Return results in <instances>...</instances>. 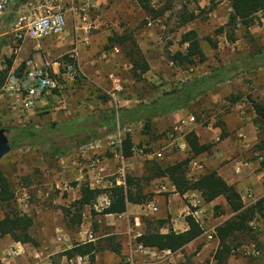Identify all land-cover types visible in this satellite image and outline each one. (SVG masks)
I'll list each match as a JSON object with an SVG mask.
<instances>
[{"label":"rangeland","instance_id":"1","mask_svg":"<svg viewBox=\"0 0 264 264\" xmlns=\"http://www.w3.org/2000/svg\"><path fill=\"white\" fill-rule=\"evenodd\" d=\"M218 2V0H213V2L211 0H93L89 7L88 19L95 26L90 27L86 33H82L79 41L75 43L78 46L79 63L83 66L78 82L67 85V89L63 93L44 94L29 110L13 106L11 100L0 98V128L9 129L19 126L33 131L28 139L21 141L19 146L11 148L0 159V172L14 192L12 205L19 212L27 213L33 218L30 233L36 244L31 248L32 251H39L48 238L56 236L58 233H61L68 241V244L63 246L66 248L67 245H70V240L73 243L79 241L71 233L83 231V240L88 238V234L99 236L112 232L111 216L101 213L108 201L107 189L113 183L119 185L120 181H117L119 180L117 178L124 180L126 174L136 177L146 175L147 164L150 160L165 165L190 157L187 166L188 177L194 178L202 172H198L196 169V158L192 157L186 140V135L194 131L195 125H191L185 130L184 138L187 146L182 148L179 145V140L169 136L172 125H168L161 131L156 125V132L163 134L153 140L141 133V124H131L129 131H124L121 135V141L128 135L133 142V155L125 162H122L119 156L122 149L119 148L117 141L104 143L96 153L82 154L76 152L74 148L84 140H91V137L92 139L97 137L103 139L115 130L116 127L106 132L100 130L101 113L109 110L116 112L119 107H132L141 101H151L164 91L177 87L188 78L206 73L219 63L244 57L250 52L264 47V13H255L253 24L248 29L240 24L235 26V39L226 40L224 37L228 36L230 27L224 33V30L228 28L221 23L222 21L226 22L227 16L232 10ZM220 28L222 30H219ZM191 29L196 30L205 59L200 60L198 57H194L191 63H181L173 57L177 51H185L187 44L181 43V36ZM123 35L128 37V42L132 41L136 44L137 50L141 52L149 66L148 70L139 76H134L132 64L126 54L132 43L129 42V45L126 43L112 44L110 39ZM12 37L6 36L5 42L2 43L6 44L8 49L0 48V64L6 62V54L17 56L14 48L10 47ZM214 42L216 45H212ZM75 45L72 43L71 47ZM113 47H117V53L112 54ZM105 51L109 53L107 57H103ZM26 56H31V54ZM55 57L60 62L70 60L68 52L56 54ZM110 73L119 76L123 84V89L116 94V100L110 94L112 92ZM248 73L237 75L233 86L240 93L244 83L251 82L253 87L258 88V92L254 93L260 98L264 82L255 73L247 78ZM218 89L216 87L214 91H218ZM222 93L226 95L228 92L222 91ZM244 95L251 100L254 99L252 94L247 91L244 92ZM214 99V94L201 97L187 107V113L196 115L200 126H206L211 117L216 118L213 123H219L221 121V118H218L220 114H227L226 111L233 112V110L224 109L223 106L218 108V102L213 108L207 107L208 102L216 101ZM260 99L264 100V97ZM248 132L251 136H257L251 144V148L247 150L250 156L246 157L243 150L230 155L225 161L252 160L257 157L255 154L257 140L264 135V131L260 128L257 133V129L252 125ZM9 137L11 138L10 134ZM236 140L238 146H242L244 143L237 137ZM58 149H64V152L58 153ZM156 152H160L161 156H157ZM208 152L210 154L212 150L210 149ZM92 158H97L98 164L95 173L92 172L91 175L88 172L90 170L88 163ZM123 164H125V172L121 174L119 168ZM62 168L66 171H61ZM100 172L102 176H97ZM76 178L78 179L76 180ZM164 179V177L155 178L144 189L150 200L144 203L147 205L143 206L146 211L143 218L153 224H155V219H165L170 222L171 218V214L167 211L168 205H158L157 200L152 197L158 190L160 193L167 192V190L160 189V185L165 184ZM54 180L66 183L64 185H74L77 181L89 186L92 183L93 188L103 191L92 205L84 207L83 221L80 226L75 228L68 226V220L59 208L62 204L52 201V199L67 194L64 186L56 188ZM46 183H53V187L49 189ZM262 183L264 185V180ZM44 192H47V195L44 196ZM181 197L175 196L173 208L176 214L185 217L188 215L186 214L188 208L190 210L192 207L188 201L189 197L183 195ZM262 198L264 199V194ZM153 204L159 207L157 212L151 210ZM215 205H219V210L224 212L217 215ZM225 207L223 197L208 204L207 216L202 222L204 230L210 232V227H216L226 217L229 212ZM42 210H49L47 213L50 218H48L47 224L39 222L36 218ZM6 211L5 205L0 203V219ZM161 211L164 218H159ZM167 213L168 217L165 216ZM250 225L252 232L244 235L239 234L231 240L230 252L223 253L220 261L215 258V255H218V242L214 241L213 237L209 238L207 234H203L201 242L192 248H183L169 254L161 251L155 255L144 253L134 256L133 263L260 264L256 257L261 256L264 247V210L263 215H257ZM0 238L3 236L0 235ZM116 242L121 245L120 253H101V260L113 264H130L128 236L118 234ZM61 250H56L50 256L49 261L54 262L53 257H59ZM29 264L37 263L30 262Z\"/></svg>","mask_w":264,"mask_h":264},{"label":"trees","instance_id":"2","mask_svg":"<svg viewBox=\"0 0 264 264\" xmlns=\"http://www.w3.org/2000/svg\"><path fill=\"white\" fill-rule=\"evenodd\" d=\"M213 2V0H211ZM232 11L228 16L226 25L230 27L228 40H234V29L237 23L248 29L253 24V15L257 12L264 13V0H227ZM186 21V19H185ZM219 30H222L220 28ZM112 44L123 43L132 44L126 54L132 64L134 76H139L149 68L136 44L127 41L128 37L123 35L110 38ZM181 43L187 44L185 51H177L173 58L181 63H191L194 57L204 60V54L200 46L199 38L195 30H188L181 36ZM212 45H215L212 43ZM114 46V45H112ZM13 55L6 57V67L0 69V88L7 75L8 68L12 62ZM260 67H264V47L250 52L244 57H238L233 60L219 63L212 67L206 73L188 78L177 87L164 91L161 95L151 101H141L132 107H119L117 113L109 110L100 114V130L111 131L115 126L128 127L131 124H141V133L153 140L158 139L163 133H157L155 120L165 116L175 110L187 108L190 103L197 98L213 90L218 84L229 81L237 75L249 72ZM252 107L257 115L259 124L264 127V101H252ZM10 131V132H9ZM8 137L11 135V148L19 146L20 142L30 137L33 132L23 127H12L8 129ZM102 133V132H101ZM101 136V135H100ZM91 140H84L76 147L84 144H90L99 137ZM186 140L192 157L211 149L210 143H200L198 136L194 131L186 135ZM122 154L129 157L133 154V142L130 136L122 140ZM258 149H264V137L258 142ZM58 153H63L64 149H58ZM190 157L178 160L165 165L150 160L147 164V173L141 177L126 174L122 184H115L107 189L108 204L105 205L101 213L119 214L126 210L127 203L144 204L150 197L144 192L151 180L158 177H166L174 186L179 195H184L190 190H196L200 193L205 202H211L218 197H223L230 211L233 213L222 223L215 227V236L218 239V255L215 258L220 261L223 253H229L231 250L230 241L237 235H244L252 232L250 222L257 216L263 215L264 200L259 199L254 204L245 206L240 193L237 189L226 182L216 170L207 169L200 175L191 178L187 175V166ZM260 167H264V159L260 162ZM103 191L98 188L90 187L86 183L80 184V197L75 199L68 206L60 205L63 215L68 220V226L75 228L80 226L83 221L85 206H90ZM14 192L10 188L4 175L0 172V203L5 205L7 211L0 219V235L10 236L14 241L20 243L36 244L34 237L30 233V227L33 223L31 215L19 212L13 205L12 200ZM216 214H222L220 206L215 205ZM185 221L187 228L176 232L169 229L167 232H161L160 227L165 223L164 219H155V226L146 227L143 232L136 236L135 240L143 247L155 248L159 251L168 250L175 252L181 250L186 244L190 243L203 232V227L191 216L186 215ZM98 240H89L75 243L71 248L63 251V255L68 258L80 255L87 256L91 263H95V252L101 248L119 254L121 245L116 242V234L107 232ZM261 256L256 258L260 264H264V247ZM104 264V263H95ZM113 264V263H110Z\"/></svg>","mask_w":264,"mask_h":264},{"label":"crops","instance_id":"3","mask_svg":"<svg viewBox=\"0 0 264 264\" xmlns=\"http://www.w3.org/2000/svg\"><path fill=\"white\" fill-rule=\"evenodd\" d=\"M218 1H219L218 3L224 6H228V9L232 10V7L227 0H218ZM30 2H40L47 4L55 3L65 7L68 10L67 12L68 26L66 30L61 34L52 35L39 41L38 48H36L37 47L36 41L32 39H25L21 43L19 49L16 51L17 56L12 54L13 58L8 68V71L15 70L17 73H19V71H21L20 69L23 67V61L27 57L33 58L36 63H39L41 61V55L44 54V52L47 53L50 61L54 63L53 67H56L59 63H63L55 59L56 54L68 52V56H69V52L73 48L71 47V44L74 42L73 41L74 35L77 33V35L80 37V35L82 33H86V31L90 27L95 26L92 25L88 19L89 8L86 7L84 0H13L12 4L10 5L6 13L4 22L0 27L1 49L3 50L8 49V46L2 43L5 42L6 36L10 35L12 37L13 35V33L11 32V23L15 13L21 9H26V7ZM92 3L93 0H91V5ZM71 15L73 18L71 17ZM228 16L226 22L222 21L221 23L228 28L225 30L223 29L224 33L226 32V30H229V27L226 25L228 21ZM224 38L228 40V37L226 35ZM214 44L216 45L215 42ZM10 47L14 48L12 45ZM18 54L24 56L21 57ZM30 54L31 56H26ZM6 56L8 57L9 55L6 54ZM5 67H6V63L0 64V69H3ZM253 73L260 76L261 80L264 82V67H260L258 69L249 71V73L246 75L247 78H250ZM234 81L235 78L229 81L222 82L216 86L219 88L218 91H214V89L216 88L215 87L213 90L207 93L208 95L214 94L215 96L214 100H216L213 103L208 102L206 105L207 107L213 108L216 106V102H218L219 103L218 108H220V106H223L224 109L230 108L233 110V112L226 111L227 114H223V113H222L223 115L220 114L221 116L219 115L218 118H221L220 119L221 121H219V123L216 124L213 123V120L216 119L214 117L210 118V121L206 124V126H200L198 122L195 124L193 130L197 134L199 142L200 143L211 142L210 144L212 150V153L210 154L209 152H203L195 156L196 164H197L196 169L198 170V172L202 171L201 173H203L205 169L216 170L217 173L220 176H222L224 180H226V182L233 185L237 189V191L240 193L242 197L245 206H249V204L250 205L254 204L259 199H263L262 195L264 194V185L262 182L264 180L263 178L264 167H260V162L264 159V149L263 150L258 149V143H257V149L255 151L257 157L252 160L244 159L245 166L243 167L242 171L239 174H235L233 172V166H232L233 160L227 162L225 161V159L230 155L235 154L237 152H241L243 150L245 152L246 157L250 156V153L248 154L247 150L251 148V144H253L257 136L256 137L251 136L250 133L248 132V129H250V127L254 125L255 128L257 129V133L259 132L260 128L264 131V127L259 124L257 115L252 107L253 100L264 101L263 99H260L261 97H264V88L259 98L254 93V92H258L257 90L258 88L255 86L253 87V85L250 84L251 82L249 84L244 83L245 85L242 86V90L239 93V91L233 86ZM222 91L223 92L227 91L228 93L225 95L222 93ZM246 91L251 93L254 99L251 100L247 98V96L244 95V92ZM207 94L203 96H206ZM201 97L192 101L190 105L193 104L195 101H198ZM186 114H187V108L178 109L165 116L157 118L155 124L161 131L164 128H166L168 125L175 124L180 118L184 117ZM128 127H130V125ZM236 137L239 138L242 142H244L242 143V146H238ZM263 137L264 135L261 138H259L257 141L259 142ZM177 140H179V144L187 146L184 137L179 136L177 137ZM95 152H97V150ZM132 155L129 157H124L125 160L127 161L128 159H130ZM61 171L64 172L66 170L62 168ZM88 172L92 175V172L90 170ZM97 176H102V173L101 172L98 173ZM164 178H165L164 179L165 184L160 185V189L167 190V192L160 193V191L158 190L157 193L152 195V197L157 200L156 202L158 205L159 204L168 205L167 211L171 214L170 216L171 218H170V222L169 221L167 222L164 219L165 223L159 229L161 232H167L169 229H172L176 232L183 231L187 228L185 217L181 214L180 215L176 214L175 213L176 211H174L173 208L174 207L173 199L175 198V196L182 198L181 197L182 195H179L175 191L174 186L170 183V181L166 177ZM77 179L78 178H76V180ZM117 179H119L117 181H120V184L123 183V179L122 180L121 178H117ZM54 184L56 188L59 186L61 187L64 186L63 188L66 190L67 194L66 196L63 197L59 196L58 198L52 199L53 202H58L59 204L68 206L69 203L80 197V193H79L80 181H77L74 185H64L66 183L63 184L61 181L58 182V180H54ZM46 186H48V188L50 189L53 187V183H48V184L46 183ZM248 191L250 193L249 197L246 195ZM45 195H47V192H44V196ZM183 196L189 197L188 201L190 205L192 204L191 199H193L191 196H194L196 201H198V208L204 211L205 214H206V210H208V204L212 202V201L205 202L202 196L200 195V193L196 190H190L188 191V193L186 192V194H184ZM146 205L147 204H135L128 202L126 205V210L124 212L119 214H104L106 216H111L110 224H112L113 231L110 233H114L116 234V236H118V234H126L128 236L129 245H130V254L128 259L130 264H134L133 263L134 256H140L141 254L144 253L155 255L159 251L156 250L155 248L143 247L140 243H137L135 240L136 236L139 235L141 232H143L146 227L155 226V224H153L151 221H148L145 218H143L144 214H146V211L145 209H143V206ZM225 205H226L225 208L229 213L226 215L225 218H223L219 222V224L233 214L230 211L229 207L227 206L226 202ZM47 211L49 210H42L41 212L38 213L36 218L39 222L42 221L44 222V224H47V222L49 221L48 218H50V215H48ZM188 211H186V214H188ZM165 216L168 217V213ZM159 218H164V216L162 215V211ZM214 229L215 227H210L209 230L210 232L213 233L214 241L218 242V239L214 234L215 232ZM82 232L83 231L71 233L73 234L74 238L79 241L73 243L72 240H70L69 243L70 245H67L66 248L63 247L64 244H68L66 238H64L61 233H58L59 235L57 234L56 236L53 235L51 236V238H48L47 241L42 244V246L39 248L40 249L39 251L38 250L32 251L31 248H33L34 245L30 243L16 242L10 237L3 236V238H0V264H29L30 262L37 264H43V263L45 264H53V263L110 264L109 262L101 260V253L104 254L107 252L114 253L106 248H101L99 249V251L95 252V263H91L87 256H83L85 257L83 261L77 263L75 259L76 256L68 258L62 254L64 250L71 248L75 243L89 241V240L95 241L106 235L105 233L99 236H93L92 234H88V238H84L82 240V236H83ZM207 232L208 231L204 230L203 228L202 234L193 241H191L190 243L186 244L183 248L189 249L192 248V246L199 244L201 242V236L203 234H207ZM60 248H64V249L61 250ZM11 249H16L18 254L16 256L8 257V253ZM56 250H61L59 257L57 256L53 257L54 262L49 261L50 256H52V254L56 252ZM161 252H165V254L172 253L168 250H164ZM148 264H150V262Z\"/></svg>","mask_w":264,"mask_h":264},{"label":"built area","instance_id":"4","mask_svg":"<svg viewBox=\"0 0 264 264\" xmlns=\"http://www.w3.org/2000/svg\"><path fill=\"white\" fill-rule=\"evenodd\" d=\"M13 0H0V27L4 22L6 13L12 4ZM86 7L91 6V0H84ZM84 10V9H82ZM68 10L55 3H40L30 2L26 9H21L15 13L11 23L12 46L16 52L21 43L25 39H32L37 42L52 35H59L64 32L68 26L67 21ZM239 26V23L236 24ZM74 45L79 41L77 33L74 35ZM16 49V50H15ZM117 47L112 48V54L117 53ZM109 53L103 52V57H107ZM70 60L63 63H59L56 67H53V62L50 61L46 52L41 55V61L36 63L33 58H25L23 61V67L19 73L15 70H9L4 79V82L0 88V98L3 97L6 100H11L13 106H18L21 109L29 110L33 108L37 101L43 97L46 93H63L67 89V85L75 84L78 82L79 74L83 70V66L78 60V46L77 44L69 52ZM111 81L112 92L111 96L116 100V94L123 89V84L119 76L114 73L109 74ZM117 113V110H116ZM197 122L196 115L193 113H187L184 117L180 118L174 125L171 126L169 136L177 139V137H184L185 130L189 126L195 125ZM115 130L106 135L103 139H96L90 144L80 145L75 147L74 150L78 153H94L98 151L104 143L118 142L119 148L122 149L121 135L124 131H129V127H120L117 123ZM180 147L186 146L179 144ZM96 153V152H95ZM157 156H161L160 152L155 153ZM121 161H125V156L122 154V150L119 153ZM98 159L92 158L88 163L90 171L95 173L97 169ZM233 172L239 174L245 166V161L242 159H234ZM119 173L124 174L125 164L119 168ZM100 170V168H99ZM90 186L94 185L90 183ZM249 191L246 194L248 197ZM193 199L191 207L188 211V215H191L201 226L206 214L204 211L198 208V201ZM108 204V201L105 205ZM104 205V206H105ZM158 206L151 205L153 212L158 211ZM209 238L213 237L212 232H207ZM18 254L16 249H11L8 253V257L16 256ZM85 257L77 255L75 257L76 262H82Z\"/></svg>","mask_w":264,"mask_h":264},{"label":"water","instance_id":"5","mask_svg":"<svg viewBox=\"0 0 264 264\" xmlns=\"http://www.w3.org/2000/svg\"><path fill=\"white\" fill-rule=\"evenodd\" d=\"M10 141L8 137V129L1 127L0 128V159L10 151Z\"/></svg>","mask_w":264,"mask_h":264}]
</instances>
